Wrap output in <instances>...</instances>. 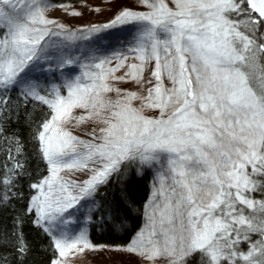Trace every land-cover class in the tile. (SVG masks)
Wrapping results in <instances>:
<instances>
[{
    "label": "snow or ice",
    "instance_id": "snow-or-ice-1",
    "mask_svg": "<svg viewBox=\"0 0 264 264\" xmlns=\"http://www.w3.org/2000/svg\"><path fill=\"white\" fill-rule=\"evenodd\" d=\"M139 3L146 10L125 7L103 25L74 30L49 18V0H0V91L20 88L25 103L50 109L34 136L50 175L29 185L37 194L24 216L33 214L32 223L47 235L45 225L87 197L102 225L122 229L126 217L96 196L114 177L126 185L151 172L143 224L118 251L142 264H264V0ZM125 25H134V34L111 56L89 51L76 60L46 50L53 36L87 40ZM53 57L61 69H83L65 81L66 95L55 84L41 95L29 76ZM118 82H135L141 90L121 89ZM9 100L0 97V111ZM75 109L85 115L74 116ZM73 119L95 124L90 139L66 129ZM15 143L22 153L19 137ZM16 169L22 176L19 159ZM63 170L92 174L77 185L63 179ZM14 183L0 177V208L11 203ZM121 192L124 201L126 188ZM12 228L0 229V249L11 247L17 264H24L31 249L23 217H14ZM93 247L83 229L74 239H55L60 259L50 264Z\"/></svg>",
    "mask_w": 264,
    "mask_h": 264
},
{
    "label": "trees",
    "instance_id": "trees-1",
    "mask_svg": "<svg viewBox=\"0 0 264 264\" xmlns=\"http://www.w3.org/2000/svg\"><path fill=\"white\" fill-rule=\"evenodd\" d=\"M86 0H49L50 4H59L63 7H77ZM78 27L74 30L84 29ZM73 29V28H72ZM135 26L123 32L121 35H116L109 40L107 45L102 44L104 40L101 38L96 41V36L90 39H76L73 41L65 40L64 36H59V43L61 48H68V55L73 59L76 58V53L81 47L94 48L98 56H111L116 49H123L126 42L134 34ZM78 31V35H79ZM87 34V33H85ZM100 35H104L100 33ZM49 52H57L58 49ZM55 57L52 58L53 62L43 63L42 66L47 64L52 65L55 70L48 75V73H36L30 75L32 79L41 81V95H46L51 91L53 84L60 86L62 94H67V89L64 83L67 79L78 75L82 68L79 64H74L71 70H65L57 67ZM115 63V61H113ZM126 69L117 72L116 75H123ZM116 86L121 89L135 91V82H118ZM20 88L12 89L7 92L0 91V97L10 98L6 107L0 111V177L7 175L9 178L15 180L14 185L10 187V200L11 203L6 207L0 208V229L11 232L13 230V218L17 216L23 217V234L27 240L31 251L29 252L24 264H50L52 260L58 257V250L55 249V241L51 232L44 234L36 227L32 221L35 216L29 213L24 216V209L30 206L31 197L36 194V190L30 188L29 185L40 182L49 173L46 162L38 158V141L34 139L38 131V126L45 120L50 119V109L46 105H42L39 101L28 99L27 103L20 95ZM113 98H114V94ZM19 137V141L23 145L22 153L17 151V144L15 138ZM14 157V158H13ZM17 159L24 163V173L22 176H17L19 169L13 170ZM152 173L148 172L142 179L133 178L124 185L118 183L114 177L106 187L100 189V194L96 196L97 203H103L106 208H115L121 217H126L125 227L118 230L110 229L102 225L99 220V215H93L86 227V234L88 241L96 246H103L106 248H118L119 246H126L133 239L136 231L143 224V206L145 201L149 198L151 190ZM122 188L127 190V198L121 201L120 197L123 195ZM91 209V203H88ZM0 256L4 259L0 260V264H17V257L11 247L0 249Z\"/></svg>",
    "mask_w": 264,
    "mask_h": 264
},
{
    "label": "rangeland",
    "instance_id": "rangeland-1",
    "mask_svg": "<svg viewBox=\"0 0 264 264\" xmlns=\"http://www.w3.org/2000/svg\"><path fill=\"white\" fill-rule=\"evenodd\" d=\"M52 7L49 8L47 15L49 18H53L58 21L60 24H64L68 29H77L78 27H84L85 25L94 24V25H103L104 23L109 22L114 16L123 8H129L136 11L146 10L143 5L139 3V0H86L82 4L80 3L77 7H63L59 4H51ZM96 9H99L97 11ZM73 12H79L80 15H71ZM134 28V25H125L115 29H109L103 32L104 35L97 34L96 41L101 38L104 40L102 44L107 45L109 40L113 37L111 31L114 33L118 30L120 35L127 30ZM55 30V29H54ZM94 39V37H92ZM59 36H53L47 38L46 40V50L50 51L54 46L53 50H57V47H60L59 50H62L61 54L67 56L68 48H61L59 43ZM94 48H84L82 47L76 56H79L81 53H86L89 51H93ZM47 63V60L42 59L40 64ZM52 65L47 64V66L38 67L37 70L29 73V76L36 73H48L51 74L54 68ZM67 68H73V65L67 66ZM147 75V73H146ZM31 77V76H30ZM34 81H37L33 79ZM41 84V81H38ZM168 84V81H165ZM135 91H140V86L135 84ZM61 94L63 93L60 88ZM63 95V94H62ZM137 104L139 102H136ZM146 115L154 116L158 115V113L146 110ZM74 116L85 115V110L83 109H75L73 111ZM66 129L70 131L73 135L88 140L90 139L89 133L92 128L95 127V124L92 121H86L81 124H77L76 120H71L65 125ZM91 167V165H90ZM91 171H78V170H63L60 175L63 177L65 181L75 182V184L79 185L84 180H87L91 175ZM48 173L47 176H49ZM46 176V177H47ZM152 184V180H151ZM74 195L79 193L78 187H72L70 189ZM37 194V193H36ZM35 194V195H36ZM259 199L260 197L257 196ZM88 203H90V198L81 199L78 204H76L73 208L68 209L63 214L57 216V219L49 225H45V227H50V231L55 239L58 238H68L74 239L76 235H78L83 229L86 232V227L91 217V211L88 207ZM254 239L257 237H253ZM91 245V241H89ZM94 246V245H93ZM243 250H247L245 245L241 246ZM118 248L110 247L106 248L103 246L96 247L90 249H85L83 252L69 253L66 258L62 259V264H142L140 258L117 250ZM59 254V253H58ZM56 259H60L59 255ZM157 264H166V261L163 259L158 260Z\"/></svg>",
    "mask_w": 264,
    "mask_h": 264
}]
</instances>
